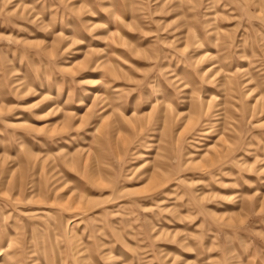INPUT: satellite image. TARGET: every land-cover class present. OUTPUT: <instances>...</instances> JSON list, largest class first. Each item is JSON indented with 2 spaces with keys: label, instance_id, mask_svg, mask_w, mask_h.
Returning a JSON list of instances; mask_svg holds the SVG:
<instances>
[{
  "label": "rangeland",
  "instance_id": "obj_1",
  "mask_svg": "<svg viewBox=\"0 0 264 264\" xmlns=\"http://www.w3.org/2000/svg\"><path fill=\"white\" fill-rule=\"evenodd\" d=\"M0 264H264V0H0Z\"/></svg>",
  "mask_w": 264,
  "mask_h": 264
}]
</instances>
